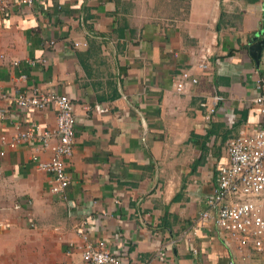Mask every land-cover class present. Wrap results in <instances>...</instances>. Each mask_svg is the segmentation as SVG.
<instances>
[{
    "label": "crops",
    "instance_id": "1",
    "mask_svg": "<svg viewBox=\"0 0 264 264\" xmlns=\"http://www.w3.org/2000/svg\"><path fill=\"white\" fill-rule=\"evenodd\" d=\"M4 1L0 136L55 129L54 107L10 101L31 89L67 96L76 126L62 195L37 166L49 149L0 144V264L79 262L81 232L121 264H259L264 256L238 249L213 223L192 227L228 142L264 120L252 102L264 73V0ZM207 42L209 70H192L198 84L177 94L191 50ZM215 95L207 122L201 104Z\"/></svg>",
    "mask_w": 264,
    "mask_h": 264
},
{
    "label": "built area",
    "instance_id": "2",
    "mask_svg": "<svg viewBox=\"0 0 264 264\" xmlns=\"http://www.w3.org/2000/svg\"><path fill=\"white\" fill-rule=\"evenodd\" d=\"M35 0H18V5L32 6ZM6 1L0 0V11L8 10ZM54 45V42H51ZM78 46V44H75ZM189 69L183 70L175 85L177 94H186L198 84V78L192 70L206 72L211 66L214 47L211 43L200 44L190 52ZM264 59V52L262 54ZM45 63V60L31 62ZM25 76H21L23 80ZM257 95L252 102L259 107L264 118V73L257 84ZM6 99V95L0 94ZM220 97L213 96V102H204V118L209 122L216 113ZM10 101L19 109L44 110L54 107L56 110L55 129L39 130L32 124L26 129H17V133L8 138L0 136V144L8 149H16L29 142H38L40 148L49 149L51 156L47 161L38 162V168L50 174L48 189L51 193L62 195L70 185L66 173V160L72 156L76 119L72 102L65 95L54 92L31 89L19 91ZM0 119H7L5 110H0ZM55 139V144L52 140ZM4 151L0 152L4 156ZM226 162L220 166L215 176L212 196L207 207L200 212L198 221L192 227L196 230L200 224L213 223L222 238L235 242L238 249L248 246L256 255L264 256V120L249 132L240 131L230 140L225 149ZM194 232V231H193ZM79 248L80 261L72 264H121L120 258L112 253L103 241L92 243L84 233ZM197 254V251H193ZM259 264H264L262 258Z\"/></svg>",
    "mask_w": 264,
    "mask_h": 264
}]
</instances>
